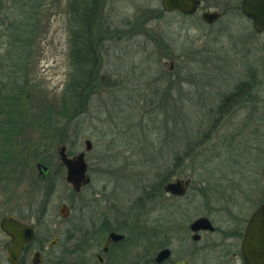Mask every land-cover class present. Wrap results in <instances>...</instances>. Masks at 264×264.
Listing matches in <instances>:
<instances>
[{"label": "rangeland", "instance_id": "1", "mask_svg": "<svg viewBox=\"0 0 264 264\" xmlns=\"http://www.w3.org/2000/svg\"><path fill=\"white\" fill-rule=\"evenodd\" d=\"M240 1L203 0L185 16L164 12L161 0H102L98 69L79 109L68 111L69 0H0V84L17 80L24 106L11 149H0V219L37 221L43 245L58 238L44 250L50 259L72 246L67 237L92 229L99 212L117 211L133 236L157 237L165 211L179 227L206 213L227 227L264 203V33ZM204 10L220 17L208 24ZM86 140L90 183L74 192L57 151L77 155ZM37 163L47 179L37 177ZM173 173L191 185L170 209L160 183ZM7 241L0 232V248ZM5 258L1 251L0 264Z\"/></svg>", "mask_w": 264, "mask_h": 264}, {"label": "flooded vegetation", "instance_id": "2", "mask_svg": "<svg viewBox=\"0 0 264 264\" xmlns=\"http://www.w3.org/2000/svg\"><path fill=\"white\" fill-rule=\"evenodd\" d=\"M202 1L197 10L201 7ZM204 12L208 11L204 10ZM214 12L218 13V11ZM65 153L68 156L66 150ZM59 163L66 172L64 165L61 162ZM38 164L41 163H37L36 167ZM44 166L47 171L41 176H39L38 171L37 177L39 180L49 177V169L46 165ZM2 171L4 169L0 166V173ZM87 175L89 176L88 166ZM176 181L188 182L183 195L179 196L166 191L167 185H172ZM190 185V178L183 179L173 173L167 178L165 177L160 183V189L162 190L160 197L164 201L167 200V207L175 209L179 207L178 200L184 198L190 190ZM204 208L208 209V206L206 205ZM66 209L63 218L69 216L70 210L67 206ZM171 211L175 213L174 210ZM253 211L247 218L234 220L238 218L237 215H234L232 217L234 221H229L227 227L214 225L212 214L209 213L197 216L189 221L186 226L179 227L180 225L176 226L175 223L164 219L165 211L157 222V237L150 235L133 236L132 232L124 226L126 220L122 225L118 224L120 214L118 215L117 211L111 212L109 216L99 212L98 221L92 229L79 231L80 233L75 237H67L66 240L72 246L66 248L65 252L61 254H51L50 259L43 258L44 250H53L58 244V238L54 237L48 240L46 245H43L39 240L40 227L37 221L26 223L11 215L20 223L32 225L34 230L33 240L24 246L16 264H245L240 250L241 241ZM201 218L206 219L207 223L195 226V222ZM0 232L8 240L0 248V253L2 251L5 254L7 262L10 239L1 230Z\"/></svg>", "mask_w": 264, "mask_h": 264}, {"label": "water", "instance_id": "3", "mask_svg": "<svg viewBox=\"0 0 264 264\" xmlns=\"http://www.w3.org/2000/svg\"><path fill=\"white\" fill-rule=\"evenodd\" d=\"M200 2L201 0H161L160 3L164 12H179L189 16L197 11ZM240 11L247 19L251 20L252 28L256 33L264 32V0H242ZM219 17L220 14L217 12H203L201 15V18L208 24L215 22ZM84 144V151L73 157L66 155L64 146H61L57 151L58 159L66 169L65 180L74 192H78L82 186L87 185L90 181L84 155L90 150L91 144L89 140H86ZM37 169L39 176L47 171V168L41 164L37 165ZM262 179L264 181V166ZM187 185V181H176L172 185H167L166 191L180 196L183 195ZM66 211V206L62 205L59 209L62 218L65 217ZM204 223H207V220L201 218L195 222V226ZM0 230L10 239L7 262L16 264L24 246L34 238L33 226L20 223L13 217L7 216L1 218ZM240 250L245 264H264V203L259 204L250 216L245 227Z\"/></svg>", "mask_w": 264, "mask_h": 264}, {"label": "trees", "instance_id": "4", "mask_svg": "<svg viewBox=\"0 0 264 264\" xmlns=\"http://www.w3.org/2000/svg\"><path fill=\"white\" fill-rule=\"evenodd\" d=\"M101 1L102 0H69L72 74L67 84L70 93H67L66 97H63L66 104L65 107L68 111L74 108L76 110L79 109L85 99L83 95H85L89 86L91 87V83L94 82L93 76L98 69L99 64L94 55V51L96 49V21L100 14ZM21 62H23V60ZM16 81L17 80L14 81L15 84L13 85H8L5 82L0 84V102L2 103L0 116H2L1 109H3V120H5L3 127L4 138H0V143L4 141V143L9 144L6 149L0 146V149L4 150L11 149V143L17 133L16 130L21 126L19 119L24 116V106L21 100L23 94L20 87L15 86ZM242 87L239 88V91H242ZM68 104H71V107H69ZM47 123L48 121H46L45 125H48ZM6 159L5 152L3 153L1 151L0 164L1 162L4 163ZM1 180L3 182L5 178H0V181Z\"/></svg>", "mask_w": 264, "mask_h": 264}]
</instances>
